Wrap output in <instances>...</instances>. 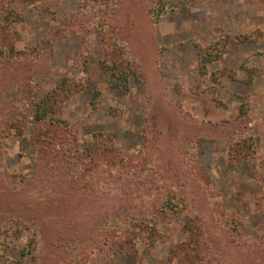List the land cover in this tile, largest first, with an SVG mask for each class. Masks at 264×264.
I'll return each instance as SVG.
<instances>
[{
    "label": "rangeland",
    "instance_id": "rangeland-1",
    "mask_svg": "<svg viewBox=\"0 0 264 264\" xmlns=\"http://www.w3.org/2000/svg\"><path fill=\"white\" fill-rule=\"evenodd\" d=\"M0 264H264V0H0Z\"/></svg>",
    "mask_w": 264,
    "mask_h": 264
}]
</instances>
